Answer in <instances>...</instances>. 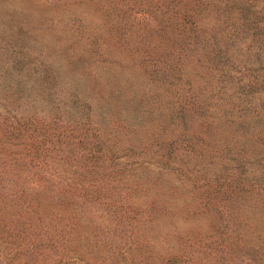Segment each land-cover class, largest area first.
Masks as SVG:
<instances>
[{"label":"trees","instance_id":"16d2710c","mask_svg":"<svg viewBox=\"0 0 264 264\" xmlns=\"http://www.w3.org/2000/svg\"><path fill=\"white\" fill-rule=\"evenodd\" d=\"M90 1L105 10L115 43L141 51L146 76L160 85L127 86L122 99L110 94L108 110L129 117L121 138L145 128L148 143L172 149L159 156L166 170L191 175L188 160L176 161L181 148L211 163L212 173L195 172L200 198L186 214L212 209L221 217L156 249L139 228L157 206L138 197L143 180L126 177L152 158L123 145L127 165L107 168L104 160L119 153L89 124L51 133L37 115L10 124L3 116L0 264H264V0ZM69 140L77 154L59 143ZM107 183L129 188L115 195ZM104 216L110 229L128 226L133 235L99 240L106 225L94 218Z\"/></svg>","mask_w":264,"mask_h":264},{"label":"rangeland","instance_id":"374dc122","mask_svg":"<svg viewBox=\"0 0 264 264\" xmlns=\"http://www.w3.org/2000/svg\"><path fill=\"white\" fill-rule=\"evenodd\" d=\"M110 24L105 10L90 0H0V118H8L10 124L27 119L30 114L37 115L51 133L64 129L68 133L81 132L83 125L89 124L91 132H98L103 143L119 153L118 157L104 160L107 168L127 165L128 148L124 146H132L142 156L152 158L153 163L128 169L132 172L126 177L140 178L148 185L145 195L138 192V197L154 200L157 209L155 219L139 230L152 239L156 249H161L177 242L180 233L192 227L208 228L220 219L212 209L198 217L186 214L187 204L200 198L195 172L210 174L214 168L203 157L181 151L183 148L176 161L188 160L191 175L176 167L162 168L160 153L172 149H158V145L148 143L151 133L145 128L132 127L121 138L129 117L119 119L108 110L110 94L122 99L127 96L122 92L127 86L155 89L160 85L146 76L141 51L115 43ZM0 124L4 128V122ZM59 143L64 144L66 151L77 154L73 151L77 143ZM12 147L16 148V143ZM47 159L51 166L63 167L64 161ZM21 175L22 179L27 176L26 172ZM107 184L113 189L112 184ZM128 188H114L113 192L118 195ZM83 214L89 215L86 211ZM101 220L106 225L101 228L106 236L98 237L99 240L118 241L132 234L128 226L124 230L110 229L114 222L105 216L94 218L96 224ZM3 254L6 253H0V257ZM94 254L101 256L99 252ZM23 261L13 264H24ZM78 262L84 264L82 260Z\"/></svg>","mask_w":264,"mask_h":264}]
</instances>
